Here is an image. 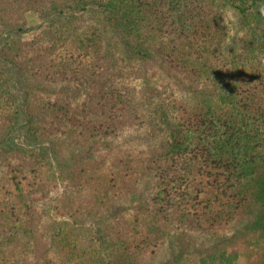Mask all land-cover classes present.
Segmentation results:
<instances>
[{
  "label": "trees",
  "instance_id": "obj_1",
  "mask_svg": "<svg viewBox=\"0 0 264 264\" xmlns=\"http://www.w3.org/2000/svg\"><path fill=\"white\" fill-rule=\"evenodd\" d=\"M4 38L0 264H264V0H0Z\"/></svg>",
  "mask_w": 264,
  "mask_h": 264
},
{
  "label": "rangeland",
  "instance_id": "obj_2",
  "mask_svg": "<svg viewBox=\"0 0 264 264\" xmlns=\"http://www.w3.org/2000/svg\"><path fill=\"white\" fill-rule=\"evenodd\" d=\"M225 19L226 22L228 23V28L231 29V32H229V37L227 38V51H233L234 49H236L237 47H239L243 37H244V30L242 31L241 26H240V21H239V17L231 10L226 9L225 10ZM46 22H42L41 18L39 16H36L35 14H28L26 17V21H25V27H24V31L23 33H18L16 34V36H21L23 38L24 42L27 41H32L34 40L37 35H39L44 28L46 27ZM12 39H3L0 43H2L3 45L6 44L7 42H11ZM18 39H14V41H16ZM1 47V46H0ZM169 71V70H168ZM168 71H166V73H163V75H165V77L159 81L158 83L160 85H171L173 83V79L172 77H170V72L168 73ZM174 73V72H173ZM35 90L38 93H46L44 92V90H46V87L43 85H36L35 86ZM161 91V90H160ZM162 92V91H161ZM179 100H183L184 102H186L185 104L190 105V101L191 97L190 96H185V95H177ZM192 106V104H191ZM243 209H245V206L243 207ZM51 213H54V210L51 211ZM235 226L231 227L228 226V230H229V235H233L234 232H232L234 230ZM232 233V234H231ZM200 234V233H199ZM197 240L200 241V237H197ZM179 243L181 244H174V247L172 249H167L166 254H167V260L169 263H172L173 261V257L175 255H177L176 257H181L183 255V261L186 264H189L193 259H191V256L193 255L192 251L190 249H188L187 247H185L184 242L182 240H179ZM241 245H239L238 243H233V245H231V249H240ZM185 249V250H184ZM200 249V248H198ZM249 262V261H247ZM194 264V262H192ZM250 263V262H249ZM158 264V263H155Z\"/></svg>",
  "mask_w": 264,
  "mask_h": 264
}]
</instances>
